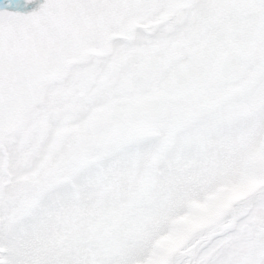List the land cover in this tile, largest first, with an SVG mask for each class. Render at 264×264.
Instances as JSON below:
<instances>
[{
  "label": "snow or ice",
  "instance_id": "1",
  "mask_svg": "<svg viewBox=\"0 0 264 264\" xmlns=\"http://www.w3.org/2000/svg\"><path fill=\"white\" fill-rule=\"evenodd\" d=\"M0 264H264V0H0Z\"/></svg>",
  "mask_w": 264,
  "mask_h": 264
}]
</instances>
